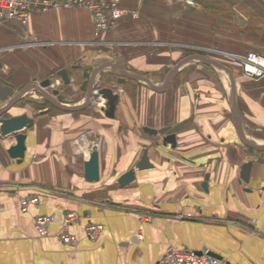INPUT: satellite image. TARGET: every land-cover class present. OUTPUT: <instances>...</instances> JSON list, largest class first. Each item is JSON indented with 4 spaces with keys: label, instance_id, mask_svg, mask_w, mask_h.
I'll return each instance as SVG.
<instances>
[{
    "label": "crops",
    "instance_id": "obj_1",
    "mask_svg": "<svg viewBox=\"0 0 264 264\" xmlns=\"http://www.w3.org/2000/svg\"><path fill=\"white\" fill-rule=\"evenodd\" d=\"M195 1L122 0L140 16L125 14L101 34L84 7L34 10L28 24L0 18V78L19 94L3 117L35 119L24 129L21 160L8 152L13 136L0 133V264H158L169 247L207 249L224 264H264V149L252 145L264 146V77L246 76L237 60L264 52V0ZM193 50L232 76L198 59L162 90L125 75L163 85ZM47 78L61 102L79 107L48 100L40 90L50 92L41 85ZM103 86L120 92L114 117L103 110ZM92 88L98 107L85 104ZM146 126L170 129L151 134ZM169 133L175 146L164 143ZM94 145L100 179L89 181L85 159ZM145 150L152 166L139 169ZM249 160L246 182L241 167ZM131 169L136 179L121 184ZM31 194L39 201L24 208ZM40 214L51 217L46 235L36 227ZM68 215L77 244L60 238ZM90 222L104 225L95 239Z\"/></svg>",
    "mask_w": 264,
    "mask_h": 264
},
{
    "label": "water",
    "instance_id": "obj_2",
    "mask_svg": "<svg viewBox=\"0 0 264 264\" xmlns=\"http://www.w3.org/2000/svg\"><path fill=\"white\" fill-rule=\"evenodd\" d=\"M193 59H198L213 66H216L220 69H223L232 76L231 68L228 65L224 64L223 62L217 59L198 53L187 56L185 59L181 60L167 76L165 83L163 85H158L154 83L147 76L139 73L125 72V75L135 78L137 80L144 81L148 83L149 86H151L156 90H162L175 76L180 66ZM109 64L110 63H106L98 66L94 70L93 77H95L94 75H97L98 72H100ZM58 74L62 77L65 84H71V76L67 68H62L61 70L58 71ZM85 83H87V80ZM41 85L44 87L52 86L50 92L40 88L39 89L42 91L44 96L48 100H50L53 104L66 109H75L79 107V106L66 105L63 102H61V99H63L64 94L61 92V89L58 86H55V84H53L52 78H47L46 80L42 81ZM29 88L30 87L26 88L24 91H27ZM98 92L101 93L106 98V102L103 106V110L108 116L114 117L116 115V109L118 103L120 102V97H121L120 92L116 91L111 86L99 87ZM92 93H93V88L91 90L89 89V93L85 104H89L91 102V99L93 97ZM52 95H55L58 100L53 98ZM18 98H19V94L18 96H15L14 88L10 85L3 84L0 78V102L3 103V106L0 107V133L3 137L14 136L16 138V142L8 147V152L12 157L21 160L25 156L26 147H27L26 145L27 134L26 132H24V129L31 127L35 123V119L31 117L28 113H22L12 117H3V115L11 109V107L17 101ZM144 129L151 134H156L158 132L168 131L170 127L168 126V127L156 129L146 126ZM176 142H177V138L175 133L166 134V136L164 137L165 144L172 143L175 146ZM252 145L260 150L264 149V146L254 145V144ZM253 162H254L253 160H249L245 162L241 167V178L246 182L250 181ZM150 166H152V162L150 160L148 151L145 150L141 159L137 162L136 167L139 169H143ZM85 177L89 181H95L100 179V156L96 145L93 146L89 156L85 159ZM135 179H136V172L134 169H131L121 175V177L119 178V182L123 185H126ZM208 180H209V174L206 176L204 182L205 186H207ZM210 253L213 254L212 252Z\"/></svg>",
    "mask_w": 264,
    "mask_h": 264
},
{
    "label": "built area",
    "instance_id": "obj_3",
    "mask_svg": "<svg viewBox=\"0 0 264 264\" xmlns=\"http://www.w3.org/2000/svg\"><path fill=\"white\" fill-rule=\"evenodd\" d=\"M122 0H0V18L10 19L27 24L31 13L34 10L47 11L53 7H84L88 9L94 19L95 30L106 31L114 27L116 21L125 13L133 18L140 16L138 9H129L121 4ZM189 4H194L195 0H187ZM128 12V13H127ZM238 62L242 65L244 74L250 78L264 77V52L249 51L247 54L238 57ZM104 106V104H103ZM39 201L37 194L26 196L22 200L24 208L31 203ZM76 218L68 215L65 218L63 231L60 238L67 244H77L78 237L69 231L71 223ZM51 217L47 214H40L36 218V227L41 235L48 234ZM104 225L98 222L87 224V235L95 239L102 232ZM158 264H224L222 258H218L210 253L209 250H203L201 253L194 250H180L169 247L166 253L160 258Z\"/></svg>",
    "mask_w": 264,
    "mask_h": 264
},
{
    "label": "rangeland",
    "instance_id": "obj_4",
    "mask_svg": "<svg viewBox=\"0 0 264 264\" xmlns=\"http://www.w3.org/2000/svg\"><path fill=\"white\" fill-rule=\"evenodd\" d=\"M186 2H187V0H186ZM196 2V1H195ZM195 4V3H194ZM194 4H192V5H194ZM130 9V8H129ZM128 13V12H127ZM32 14V13H31ZM126 14V13H125ZM124 14V15H125ZM130 14V13H129ZM123 15V16H124ZM122 16V17H123ZM122 17H120L119 19H121ZM119 19L116 21V23H115V25H114V27L116 26V24H117V22L119 21ZM28 24V23H27ZM114 27H112V28H110V29H108V30H106V31H109V30H111V29H113ZM106 31H98V33L96 32V30H95V33L96 34H101V33H103V32H106ZM187 50V49H186ZM195 50H193V51H191V52H189V53H191V54H183L182 56V59L181 60H183V59H185L187 56H190V55H192V54H194V53H192V52H194ZM251 51H257V50H251ZM240 56H242V55H240ZM180 60V61H181ZM179 61V62H180ZM220 61V60H219ZM224 61V60H223ZM222 62V61H221ZM239 63V62H238ZM176 64H178V62H176ZM176 64L174 63V65L176 66ZM234 64V63H233ZM239 65L241 66V68H242V70H243V67H242V65L239 63ZM243 73H244V71H243ZM255 79V78H254ZM257 79V78H256ZM96 95V94H95ZM98 96V95H97ZM99 101H100V99L98 98V97H92V99H91V102H92V104H94V105H97V107H98V104H99ZM105 104V103H104ZM1 136V135H0Z\"/></svg>",
    "mask_w": 264,
    "mask_h": 264
},
{
    "label": "bare ground",
    "instance_id": "obj_5",
    "mask_svg": "<svg viewBox=\"0 0 264 264\" xmlns=\"http://www.w3.org/2000/svg\"><path fill=\"white\" fill-rule=\"evenodd\" d=\"M13 139H14V140H15V142H16V138H15L14 136L12 137V140H13ZM15 142H14V143H15ZM14 143H12V144H14ZM12 144H11V145H12ZM11 145H10V146H11Z\"/></svg>",
    "mask_w": 264,
    "mask_h": 264
}]
</instances>
